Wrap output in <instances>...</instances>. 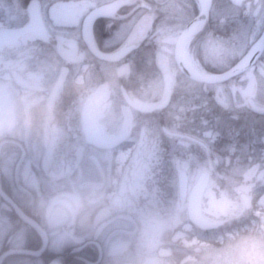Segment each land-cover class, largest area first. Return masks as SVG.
Masks as SVG:
<instances>
[{
	"label": "flooded vegetation",
	"instance_id": "1",
	"mask_svg": "<svg viewBox=\"0 0 264 264\" xmlns=\"http://www.w3.org/2000/svg\"><path fill=\"white\" fill-rule=\"evenodd\" d=\"M218 2L219 18L233 12L238 61L264 36V0H212L209 20ZM200 12L195 0H0L2 264L178 262L191 251L181 241L241 223L226 224L219 197L231 163L249 165L246 208L260 201L264 120L245 113L264 109L226 97L246 77L204 83L184 70L180 38ZM258 63L264 49L248 70ZM204 172L202 214L223 222L212 229L188 212Z\"/></svg>",
	"mask_w": 264,
	"mask_h": 264
},
{
	"label": "rangeland",
	"instance_id": "2",
	"mask_svg": "<svg viewBox=\"0 0 264 264\" xmlns=\"http://www.w3.org/2000/svg\"><path fill=\"white\" fill-rule=\"evenodd\" d=\"M196 1V9L202 6L201 0ZM222 2L223 0H218ZM221 3H215L212 14L214 17H219L223 15L224 8H220ZM229 10H234V7H230ZM204 27V23H200L198 30L192 35L194 36L193 47L196 52H203L206 56L207 61L212 65H228L231 66L235 64L237 56L241 53L233 50L231 42L233 38L228 39H206L202 35L198 36ZM226 47V49L224 48ZM196 59V57H195ZM197 60V59H196ZM234 60V61H233ZM195 62V60H194ZM196 64V62H195ZM199 65V64H198ZM257 69L261 71L254 72L247 70L240 75L246 77V81L242 84H238L235 80L229 82L227 85L226 97L228 98V104L232 105L235 101L241 104H251L259 109H264V64H256ZM197 66V64H196ZM230 67V66H229ZM228 68V67H227ZM198 69L201 72L206 73L203 69ZM262 75V77L260 76ZM253 77H256V84L258 90L263 92L258 96L252 95L255 84L253 83ZM260 77V78H259ZM229 91V92H228ZM214 165L211 164L210 168ZM232 173H230L227 168V183L226 186L220 192V199H229L230 206L226 212V224L241 223L238 228L229 229L228 235L223 234L224 238L214 240H203L197 239V243L193 245L183 244V248H190V252L184 254L178 262L170 260L172 264H264V193L261 196L260 201L253 207V209L248 210L241 198V193L246 189L247 182L243 178L249 177L247 174L248 164H240L238 166H233ZM211 168V169H212ZM234 174L236 179L242 176L241 181L232 179L231 175ZM235 182V184H234ZM236 186V187H235ZM219 187V179L215 177L214 188L217 191ZM247 219L249 221H247ZM244 220V222H243ZM190 240V239H186ZM170 255L163 254V260L167 261Z\"/></svg>",
	"mask_w": 264,
	"mask_h": 264
},
{
	"label": "water",
	"instance_id": "3",
	"mask_svg": "<svg viewBox=\"0 0 264 264\" xmlns=\"http://www.w3.org/2000/svg\"><path fill=\"white\" fill-rule=\"evenodd\" d=\"M211 4H212V0H205L202 10L199 13V15L194 18L185 28L184 32L181 35L180 38V45L185 43L191 33V28L200 23V22H204L208 19L209 16V12H210V8H211ZM28 27H25L23 29L17 30V31H9L8 36H17L20 33H24L27 31ZM3 31L0 30V37L2 36ZM264 49V38H263V42L260 45L259 49L256 51L254 57L249 61L248 64H246L245 66H241L239 67L238 65L227 69L223 72H220L218 74H213V75H206V74H202L199 72H192L186 68H184L185 72L187 73V75H189L190 77H192L193 79L200 81V82H204V83H221L223 81H226L228 79H230L231 77L238 75L239 73H241L242 71L246 70L249 66H251V64L253 63L254 59L259 56L262 52V50ZM208 173L204 172L200 179L198 180V183L196 184V186L194 187L190 198H189V217L190 219L197 225L201 226L203 229H209V228H214L217 227L218 225L222 224V221H210L208 219H206L201 211V198L202 195L204 193V190L207 186L208 183ZM184 191V190H183ZM243 198L245 199L247 206H250V202H249V198L246 195H243ZM6 255V254H5ZM4 255V256H5ZM2 256L1 259L4 257ZM0 259V261H1Z\"/></svg>",
	"mask_w": 264,
	"mask_h": 264
},
{
	"label": "trees",
	"instance_id": "4",
	"mask_svg": "<svg viewBox=\"0 0 264 264\" xmlns=\"http://www.w3.org/2000/svg\"><path fill=\"white\" fill-rule=\"evenodd\" d=\"M232 14H233V12L226 10L225 16L230 15L227 18L224 16L225 18L224 17L223 18H219V17L216 18L215 17L214 19L212 18L211 20H208V22H207L208 24L205 26V29H204L205 33L202 34L203 33L202 32L198 36L202 35L203 38H206V39L210 38V39H214V40L215 39H224V37H227V36H228L227 38L232 37L233 34L237 33L236 21L234 18H230V17H233ZM229 47H232V46L230 45ZM196 55H197L196 57L200 60L201 68L203 70L209 72V73H216L218 71H222V70L226 69L227 67L231 66L230 63L228 65H212L207 61L206 56L203 52L202 53L198 52ZM245 114H246L245 116L250 115V118L252 117L251 114L248 112V110L246 111ZM252 115H253V119L247 121V122H250L249 124H251V123L254 124V121L257 119L264 120V113L254 112ZM232 121H233L232 118L229 117L227 123H231ZM244 123H246V122H244ZM232 165H233L232 163L229 165V170H231ZM236 165H238V164H236ZM236 180H238V181L243 180L242 176H240ZM247 221H249V220L247 219Z\"/></svg>",
	"mask_w": 264,
	"mask_h": 264
},
{
	"label": "bare ground",
	"instance_id": "5",
	"mask_svg": "<svg viewBox=\"0 0 264 264\" xmlns=\"http://www.w3.org/2000/svg\"><path fill=\"white\" fill-rule=\"evenodd\" d=\"M202 2L204 1V0H201ZM210 19V15L208 16V19L205 21V22H207L208 20ZM199 26H200V23L199 24H196V25H194L192 28H191V33H190V35H189V37H188V39H187V41L185 42V45H184V47H183V49H182V56H183V62H184V66L186 67V69H188V70H190V71H192V72H200V70L198 69V67L197 66H195L193 63H192V61H191V59H190V57H189V50H188V44H189V42H190V40L193 38L192 37V35L198 30V28H199ZM205 27V26H204ZM203 27V28H204ZM262 43V40H260V41H258L256 44H255V46L251 49V51L247 54V56L239 63V67H241V66H244V65H246L253 57H254V55H255V53H256V50H257V48L259 47V45ZM221 71H218V72H216L217 74L218 73H220ZM225 81H223V82H221V83H224ZM250 107V106H249ZM249 107H248V112L251 114V116H252V114L254 113L253 111H251V110H249ZM253 112V113H252ZM229 119V118H228ZM232 123H237V124H239V122H236V121H232ZM254 123H255V125H257L258 126V128H261L260 126H261V122L260 121H258V120H255L254 121ZM198 238L197 237H194V238H192V239H190V240H185L184 241V243L186 244V245H193V244H196L197 243V240ZM162 254H164V255H168L169 253H168V251H163L162 252Z\"/></svg>",
	"mask_w": 264,
	"mask_h": 264
}]
</instances>
